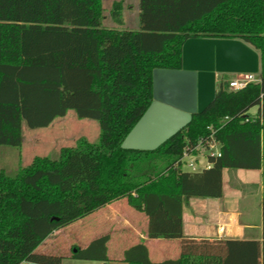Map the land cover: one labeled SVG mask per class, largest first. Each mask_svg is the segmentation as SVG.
<instances>
[{
    "label": "trees",
    "instance_id": "trees-1",
    "mask_svg": "<svg viewBox=\"0 0 264 264\" xmlns=\"http://www.w3.org/2000/svg\"><path fill=\"white\" fill-rule=\"evenodd\" d=\"M138 9L137 30H115L100 27L101 0H0V145L19 147L23 123L45 127L68 109L99 130L96 143L79 137L56 158L33 156L14 175L0 169V264H60L35 247L120 198L146 216V237L181 242L176 258L157 262L133 244L125 264H235L240 242L183 237L181 207L219 197L223 168H262L264 180V0H139ZM109 16L119 23V1ZM187 38L249 44L259 81L230 91L220 79L212 101L155 149L120 148L151 101L152 69L180 68ZM212 131L219 155L200 171L181 170L185 145ZM107 238L71 246L69 257L106 262Z\"/></svg>",
    "mask_w": 264,
    "mask_h": 264
},
{
    "label": "crops",
    "instance_id": "crops-1",
    "mask_svg": "<svg viewBox=\"0 0 264 264\" xmlns=\"http://www.w3.org/2000/svg\"><path fill=\"white\" fill-rule=\"evenodd\" d=\"M114 1H119L120 8L123 7L122 0ZM138 2L139 0L136 6L137 24ZM120 22H122V14ZM226 169L229 168H223L221 171V195L219 197H190L183 202L181 207L182 235L196 239L240 242L242 251L240 254L233 252L232 256L235 264H255V262L262 264L264 258L262 168L242 169L245 172L239 173L237 179L234 176L233 185L225 193L222 178L223 171ZM228 171L233 175L236 170ZM253 189L254 192L251 193ZM251 195L257 198L255 212L246 204L252 197ZM146 224V216L131 208L125 198H120L54 230L35 247L34 251L60 255L62 256L61 264L63 259H72L69 257L71 246L83 248L92 239L106 234L108 238L105 243V254L108 261H92L96 264H125L121 261L123 251L136 243L145 245L148 258L152 262L176 258L180 251V239L148 238L145 236ZM256 248L258 250L256 254L247 251Z\"/></svg>",
    "mask_w": 264,
    "mask_h": 264
},
{
    "label": "water",
    "instance_id": "water-1",
    "mask_svg": "<svg viewBox=\"0 0 264 264\" xmlns=\"http://www.w3.org/2000/svg\"><path fill=\"white\" fill-rule=\"evenodd\" d=\"M258 68V54L238 39L187 38L181 45L180 68L152 69L151 101L120 148L155 149L212 101L217 73H254Z\"/></svg>",
    "mask_w": 264,
    "mask_h": 264
},
{
    "label": "rangeland",
    "instance_id": "rangeland-1",
    "mask_svg": "<svg viewBox=\"0 0 264 264\" xmlns=\"http://www.w3.org/2000/svg\"><path fill=\"white\" fill-rule=\"evenodd\" d=\"M113 1L114 0H101L103 18L101 19L100 27L115 30H136L138 28L136 14L137 0H122L124 3L123 7L120 8V13L122 14V22L120 23L115 22L109 16V11ZM231 77H233L232 73H217L215 88L220 79L228 80ZM227 90L234 91L229 89L228 86ZM255 110L256 106H252L248 109L247 113L253 114ZM98 133V125L95 120L89 118H78L72 109H68L63 116L54 118L51 123L45 127L28 128L27 125L23 123L22 142L19 147L0 145V169L9 175H14L20 169L26 167L33 156L38 155L56 158L60 147L73 146L79 137H83L89 142L96 143L98 140ZM205 155L206 152L204 150H200L196 156L185 157L183 158V161L184 163H187L192 160L194 171H200L208 162ZM184 163L181 165V170L186 171L189 168L186 167ZM228 170L236 171L232 175ZM242 172H245V170L229 168L223 171L222 185L225 193L230 190L228 188L233 185L234 176L237 179V176L240 175L239 173ZM231 175L233 177H231ZM253 192L254 189L251 193ZM246 204L249 209L255 212L257 208V198L252 196ZM61 264L96 263L86 260L63 259Z\"/></svg>",
    "mask_w": 264,
    "mask_h": 264
},
{
    "label": "built area",
    "instance_id": "built-area-1",
    "mask_svg": "<svg viewBox=\"0 0 264 264\" xmlns=\"http://www.w3.org/2000/svg\"><path fill=\"white\" fill-rule=\"evenodd\" d=\"M233 77L226 80L229 89L238 90L243 88L248 83H255L259 81L258 72H235L232 73ZM228 117L224 116L222 121H225ZM244 120H247L245 118ZM200 150L206 152V159L208 156H218L219 155V142L213 137V131L210 132L206 137H199L196 142L192 145L186 144L181 156L178 160L179 166L181 168L182 163H184L183 158L189 156H196ZM189 169L186 171H194L192 160L184 163ZM209 163L207 162L204 168H207Z\"/></svg>",
    "mask_w": 264,
    "mask_h": 264
}]
</instances>
